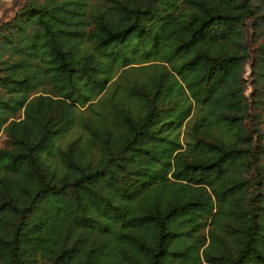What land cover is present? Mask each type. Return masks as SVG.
<instances>
[{"label":"trees","instance_id":"trees-1","mask_svg":"<svg viewBox=\"0 0 264 264\" xmlns=\"http://www.w3.org/2000/svg\"><path fill=\"white\" fill-rule=\"evenodd\" d=\"M1 132L0 264H264V0H20Z\"/></svg>","mask_w":264,"mask_h":264},{"label":"rangeland","instance_id":"rangeland-1","mask_svg":"<svg viewBox=\"0 0 264 264\" xmlns=\"http://www.w3.org/2000/svg\"><path fill=\"white\" fill-rule=\"evenodd\" d=\"M19 2H20V0H0V20L4 19L7 16H10L12 14L13 10L18 6ZM247 35H248L247 36V43L250 45L254 44L251 40V28H250V26H248V28H247ZM150 62H153V61H150ZM146 63H148V62H146ZM133 65H137V64L134 63ZM125 67L126 66L121 67L113 79H117L118 82L121 81V78L120 79L118 78V74ZM248 71H249V65L247 63L246 73H245L246 77H248ZM132 77H133V73H129L128 78H127V75L125 76V78H126L125 81H127V79H130ZM112 89H113V86L108 87L107 89L103 90L97 96V98L94 99V104H95L96 109H101L102 107L105 106V103L99 101L100 100L99 98H102L105 95H107ZM249 89L250 88H247V91H249ZM82 108H84V107H82ZM86 134H87V132L82 125H76L65 137H62L59 142L63 143L66 138H70V137L77 136V135H79L82 139H84L86 137ZM180 139H181V141H183V139H184L183 133L180 134ZM5 144H7V138H6L5 133L1 132L0 133V146H3ZM159 149H161L163 151V160L159 163H153L151 166L152 168L150 167V169L152 171L151 173H153L157 177L156 178L157 181H159L158 184L154 186V188L157 189L158 191H160V193H161L160 198L164 199L170 195H173L175 193V191H178L180 189L178 188L179 184H173V185L169 186V181L165 180V179L163 180L164 171H162V170L166 169V167H168V165L170 166V162L171 163L173 162V157H174L175 152L164 151L162 146H160ZM166 174H167V177H170L171 181L175 180V179L171 178V174L169 171L166 172ZM176 183H179V182H176ZM209 205H211V200H209ZM210 211H211V209H206V210H203L202 212L193 213L191 216L192 217V219H191L192 223L196 224V223H201L204 220H208L210 218ZM206 231H207V226L205 228H203V230H201V231H197V230L193 231L191 236L187 237V241H190V242L198 241L199 245L197 246V249H192L193 252L200 251L201 248L207 244ZM113 241H115L114 238L111 242H113ZM110 255H114V253L111 252ZM104 257L105 258L102 259V264H110L111 258L108 257V253L105 254ZM177 264H187V263L181 259V260H178ZM201 264H206V263H201Z\"/></svg>","mask_w":264,"mask_h":264}]
</instances>
